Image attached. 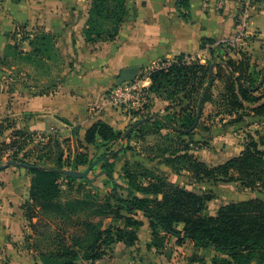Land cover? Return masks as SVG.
<instances>
[{"label":"trees","instance_id":"16d2710c","mask_svg":"<svg viewBox=\"0 0 264 264\" xmlns=\"http://www.w3.org/2000/svg\"><path fill=\"white\" fill-rule=\"evenodd\" d=\"M178 5L188 8L189 0H179ZM128 14L126 0H92L84 28L86 41L114 40ZM40 39L47 43L50 40L47 35H42ZM35 43L31 42L33 46L37 45ZM212 47L219 50L227 47L235 51L230 43H218L209 38L202 40V49L210 50ZM40 52L43 51L35 48L34 53ZM236 53L241 56L239 60L227 52L226 56L230 57L225 61L213 60L207 64L197 59L194 61L186 54L177 56L171 62H161L149 71L150 90L155 97L179 105L181 110L167 115L164 120L179 135L188 137L200 125L198 121L193 128L199 116L200 120L205 105L213 99L212 89L219 79L224 82L218 96L220 110L230 115L240 114L233 117L231 122L234 123L244 122L247 117L258 118L257 138L249 136L238 156L213 167L194 157L189 146L173 151L164 161L179 171H188L201 182H239L246 189L264 192V82L259 87L264 78V68L259 69L252 63L248 53ZM194 105L198 107L196 112ZM174 118L179 123L173 122ZM150 120L153 118H147L130 133L128 130L122 133L108 123L98 121L87 129L84 142L104 147L121 138L130 139L134 131ZM64 122L72 125L69 121ZM9 130L14 134L10 135V142H0V165L4 155L13 152L11 149L14 146L23 147L34 135H41L38 131L0 125V136ZM73 131V135L78 136L81 128ZM18 137L20 140H16ZM81 144L84 145L83 142ZM121 152L112 153V158L117 159ZM108 158L110 156L103 155L98 162L103 163ZM7 159L22 165L32 174L29 199L22 209L31 229L36 233L41 232V227L49 231L43 245L45 249L40 252L43 264H94L108 256L120 242L128 247L134 246L145 225L143 219L149 223L151 247L158 251L165 248L169 237H175L179 245L190 240L196 248H214L219 255L213 258L212 264H264V199L227 203L211 214V194L168 183L164 177L146 169L139 173L129 168L128 164L124 168L125 176L137 194L125 198L111 193L106 199L90 192L74 196L63 191L59 180L64 176L72 184L79 178L65 175L61 165L45 167L18 160V157L9 156ZM87 162L88 157L79 154L74 166ZM107 176L116 185L112 168ZM139 177H146L148 181L136 184ZM139 192L143 195L139 196ZM102 216L111 217L113 223L106 227L102 219L95 221Z\"/></svg>","mask_w":264,"mask_h":264},{"label":"crops","instance_id":"0c3cea01","mask_svg":"<svg viewBox=\"0 0 264 264\" xmlns=\"http://www.w3.org/2000/svg\"><path fill=\"white\" fill-rule=\"evenodd\" d=\"M178 1L129 0L131 10L117 37L95 45L84 35L92 0L0 2V117L20 119L17 129L41 133L51 123L65 132L79 126L85 143V133L95 122L104 121L117 131L133 122L106 100L124 69L134 68L139 74L181 54L203 63L205 38L231 42L236 48L229 53L232 58L239 60L236 51H244L259 69L264 68V0H226L223 6L217 0H189L188 8H180ZM42 35L50 38L49 43L40 39ZM37 47L43 52L34 53ZM164 103L156 98L153 112ZM11 132L0 138L9 141ZM29 190L23 171L13 167L0 173L4 240L25 220L22 206ZM143 220L140 232L147 228V233L139 232L134 246L116 244L115 257L106 264H212L219 255L214 248H196L190 240L179 245L175 237L158 251L151 247L149 223ZM120 246L130 250L117 259Z\"/></svg>","mask_w":264,"mask_h":264},{"label":"rangeland","instance_id":"374dc122","mask_svg":"<svg viewBox=\"0 0 264 264\" xmlns=\"http://www.w3.org/2000/svg\"><path fill=\"white\" fill-rule=\"evenodd\" d=\"M126 4L130 11L132 3L126 0ZM180 8H183V6ZM255 39H257L256 36L254 37V40ZM105 42L111 41H101L98 43L105 44ZM87 43L92 45L97 44L93 42ZM224 43L229 45L231 42L225 41ZM227 52L233 53V51L228 50L227 47H225V50H219L216 47H212L210 50L206 49L202 57L204 59L202 64H207L209 61L213 60L225 61L230 57L226 56ZM196 59L200 61V59ZM194 61L196 60L194 59ZM18 64L20 69L22 62L19 61ZM148 70L150 71V69ZM142 71L144 72L145 70L141 69V72ZM216 71L215 69V72ZM223 88L224 82L218 79L212 89L213 99L205 105L203 114L199 120L200 125H197L192 136L183 137L171 127L167 126L164 120L167 115H173L175 112H179L181 108L175 102L157 96L151 100L145 113L139 116V120H132L133 122H129L123 129L122 133H125L138 121L150 117L153 118V120H150L149 123L142 126V128L134 131L130 139L121 138L104 147H96L86 143L82 145L80 139L81 131L78 133V136L73 135V130L79 126H71V132H65L63 129L52 126L51 123L48 125L47 131L42 132L40 136L34 135L27 141V145L23 147L14 146L13 149H11L13 152L4 155L1 165H6V167L1 170L0 173L14 167L18 171H23L24 177L31 181L32 174L25 167L18 163L8 164V162L11 161L7 159L9 156L18 157V160L30 163H38L45 167H59V165H61L65 171L72 170L79 173H84L90 168L91 164L95 163L92 165L87 178L78 179V181L72 184L68 183L66 177L61 176L59 181L63 191L71 193L74 196L90 192L103 199H106L111 193L127 198L138 193L125 176L124 168L125 165L128 164L129 168L137 170L139 173L146 169L155 175L164 177L168 183L179 185L195 192L211 194L213 196V200L209 204V212L211 214H215L221 206L227 203L239 202L252 198L264 199V192L246 189L242 187L239 182H201L188 171H179L164 161L165 157L170 155L173 151L183 150L189 146V151L194 157L204 162L209 167H213L239 155L241 151L244 150L249 136L253 135V137L257 138L255 131L259 130V128L256 126L258 123L256 120L252 117H247L244 122L234 123L231 122L233 121V117H238L240 114L230 115L220 110L222 108L220 107L218 96ZM156 98L161 102H165L159 112H153L154 100ZM197 110L198 107L194 105V111L196 112ZM172 121L179 123V120L176 118L172 119ZM19 123L20 119L17 118L0 117V125L4 127L11 126L12 128H17L19 127ZM13 134L14 133L10 135ZM2 137L4 139L6 138L5 135ZM16 140H20V138L18 137ZM2 141L1 139L0 142ZM6 142H10V140ZM116 151L122 152L118 155L117 159H113L112 153ZM79 154L86 155L88 157V162L84 165L80 164L74 166L75 158ZM103 155H108L110 158L104 160L103 163L98 162V159ZM109 165H112V174L116 185H114L111 178L107 176V172L111 169ZM147 181L146 177H139L136 184L140 182L146 183ZM142 195L143 194L139 192V196ZM26 201H28V199ZM24 219L22 225L16 227L17 230L13 231V235H10L8 239L4 240V238L0 236V264H43L40 258V252L45 249L43 245L49 231L46 232L47 229L41 227V232L36 233L29 227L27 219ZM101 219L106 227L110 226L114 221L111 217L107 216L97 217L95 221ZM144 232L147 233V228L140 233L143 234ZM113 249H115V247ZM170 249L173 248H168V250ZM129 250V248H124V246L118 247L116 250V258L119 259ZM164 251L166 250L164 249ZM114 253L115 250L109 252L108 256L102 261L94 264L108 263L110 260L114 259Z\"/></svg>","mask_w":264,"mask_h":264},{"label":"built area","instance_id":"2783aa9c","mask_svg":"<svg viewBox=\"0 0 264 264\" xmlns=\"http://www.w3.org/2000/svg\"><path fill=\"white\" fill-rule=\"evenodd\" d=\"M6 1L9 0H0L1 3ZM217 2L223 6L226 0H217ZM148 74L149 71H142L136 79L112 86L106 94L109 105L127 114L130 119L137 120L145 113L152 100L151 80Z\"/></svg>","mask_w":264,"mask_h":264},{"label":"water","instance_id":"95a60500","mask_svg":"<svg viewBox=\"0 0 264 264\" xmlns=\"http://www.w3.org/2000/svg\"><path fill=\"white\" fill-rule=\"evenodd\" d=\"M212 68H214V66H213ZM137 76H138V71H137L136 69H134V68H127V69H124V70L121 72V74L119 75L118 80H117V83H118V84H121V83L126 82V81L134 80V79H136ZM263 82H264V78H263V80L261 81L259 87L262 86ZM199 117H200V116H199ZM199 117H198V119H197L195 125L193 126V128L196 127V125H197V123H198V121H199ZM145 120H146V119H143V120H141V121L135 123V124L129 129L128 133H130V132H131L134 128H136L137 126L141 125ZM8 164H14V161H10V162H8ZM5 167H6V165H0V171L3 170ZM91 167H92V166H91ZM91 167H90L88 170H86L84 173H79V172H76V171L69 170V171H65V174H66L67 176L75 177V178H79V179H81V178H87L88 175H89V173H90Z\"/></svg>","mask_w":264,"mask_h":264}]
</instances>
